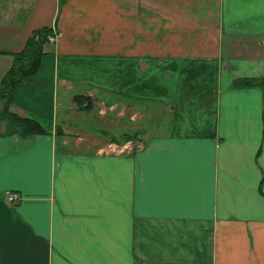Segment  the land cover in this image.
Returning a JSON list of instances; mask_svg holds the SVG:
<instances>
[{
    "label": "crops",
    "instance_id": "0c3cea01",
    "mask_svg": "<svg viewBox=\"0 0 264 264\" xmlns=\"http://www.w3.org/2000/svg\"><path fill=\"white\" fill-rule=\"evenodd\" d=\"M42 26L8 110L45 131L0 120V264H264V0H0V79Z\"/></svg>",
    "mask_w": 264,
    "mask_h": 264
},
{
    "label": "trees",
    "instance_id": "16d2710c",
    "mask_svg": "<svg viewBox=\"0 0 264 264\" xmlns=\"http://www.w3.org/2000/svg\"><path fill=\"white\" fill-rule=\"evenodd\" d=\"M62 0H59L61 2ZM52 33V29L42 26L32 30L27 37L24 47L13 54V59L8 70L0 79V97L4 99L3 106L0 109V120L4 123V133L16 131L20 134L40 133L45 129L38 119L31 116H20L8 110L10 103V89L23 76L32 73L42 53V45L47 41V35ZM249 82V81H248Z\"/></svg>",
    "mask_w": 264,
    "mask_h": 264
},
{
    "label": "rangeland",
    "instance_id": "374dc122",
    "mask_svg": "<svg viewBox=\"0 0 264 264\" xmlns=\"http://www.w3.org/2000/svg\"><path fill=\"white\" fill-rule=\"evenodd\" d=\"M138 93H139V95H144V91H143V93L138 91ZM106 97L109 99L110 95H106ZM0 100L4 101V99L1 98V97H0ZM3 105L4 104H1L0 109L2 108ZM132 106H133V121L131 122V125L127 122V125H130L133 128V130H134L132 138L133 139H136V138L138 139V137H140L138 133L141 132V134L144 135V122L146 120V116H148L149 113H146L144 115V98H143V100L142 99L133 98ZM46 110H47V104H46L45 108H42V110H41L42 113L41 114H36L38 116V118H39V121L42 122V123H43L42 120H45V118H46V114H45ZM61 114L62 113H60L58 110L54 111V113H53V119H51V120L55 121V123L57 125H59L61 123ZM150 115H152V113H150ZM69 116H71V115L69 114ZM152 119H153V117H152ZM150 120H151V118L149 119V121ZM92 126H93V124H91L90 122L88 124H84L83 125V127L86 130V132L89 131V129H87V128L88 127H92ZM149 129L152 130L151 132H155L154 131L155 128H153V127L151 128V125L149 126ZM149 129L147 131H149ZM96 132L98 133L99 131H96ZM78 134H79V132H75V134H73L74 135L73 137H71V138L68 137L70 142L72 141L73 146L75 145L74 144V139L80 141L79 142L80 145H83V144H81L82 142L84 143V145L89 144V142H92L91 139H94L93 135H91L90 138H89V136H84L83 137V136H79ZM75 135H77V137H75ZM98 138H101V136H98ZM94 140H95V142H100L101 141L100 139L99 140L98 139H94ZM79 143L77 142V144H79ZM76 147L77 146L75 145L74 148H76ZM5 196H6V194H5Z\"/></svg>",
    "mask_w": 264,
    "mask_h": 264
},
{
    "label": "built area",
    "instance_id": "2783aa9c",
    "mask_svg": "<svg viewBox=\"0 0 264 264\" xmlns=\"http://www.w3.org/2000/svg\"><path fill=\"white\" fill-rule=\"evenodd\" d=\"M57 32L54 30V29H52V33L51 34H49V35H47V40H49V41H52V40H54V38H56V36H57ZM17 198V194H15V193H13V192H6V199L7 200H15Z\"/></svg>",
    "mask_w": 264,
    "mask_h": 264
}]
</instances>
